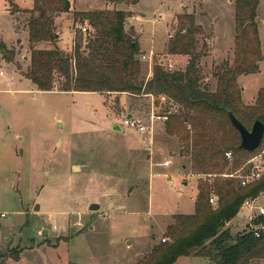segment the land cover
<instances>
[{"label":"rangeland","instance_id":"rangeland-1","mask_svg":"<svg viewBox=\"0 0 264 264\" xmlns=\"http://www.w3.org/2000/svg\"><path fill=\"white\" fill-rule=\"evenodd\" d=\"M70 2V12L55 17L59 47L70 55L79 43L87 50L94 34L76 11L124 9L127 30L133 29L141 44L138 57L146 79L156 64L168 70L166 63L173 61L172 71L186 68L189 56L168 51L182 13L193 14L203 29L196 41L203 54L199 66L204 88L214 91L215 69L233 61L235 0ZM33 4L0 0V43L16 51L11 62L0 53V213H6L0 218V264L147 263L153 247L170 240L166 231L174 216L195 212L199 185L208 184L210 197L218 200L214 180L206 183V176L192 173L178 136L167 132L168 120L155 118L152 133L123 125L129 114L150 124L152 112L164 115L172 103L178 109L167 96L65 92L59 82L51 91L38 89L25 75L31 63V14L22 9H32ZM257 19L264 55V0ZM259 65V72L238 78L246 105H254L264 85V58ZM233 159L234 154L230 163ZM228 172L214 176L231 177ZM258 197L264 206V191ZM92 203L100 208L90 210ZM209 203L214 209L219 206V201L216 206ZM249 212L241 207L226 225L233 235L253 228L256 216L250 222ZM174 264L213 263L209 257L191 255ZM252 264H264V259Z\"/></svg>","mask_w":264,"mask_h":264},{"label":"trees","instance_id":"trees-1","mask_svg":"<svg viewBox=\"0 0 264 264\" xmlns=\"http://www.w3.org/2000/svg\"><path fill=\"white\" fill-rule=\"evenodd\" d=\"M108 1L121 3V0ZM259 3L260 0H235L234 58L215 69L214 91L201 84L199 60L203 54L197 51L196 36L203 29L193 14L178 16L179 29L168 45L169 53L189 56L186 68L168 71L162 64H156L152 76L146 79L138 57L141 44L134 38V30H127L126 10L76 11L75 16L88 21L94 34L85 46L87 50L79 43L70 55L59 47L60 34L55 22L58 14L70 12V0H34L32 9H22L31 14L28 21L31 63L25 75L38 89L51 91L59 82L65 92L167 96L179 105L166 122L167 132L178 136L182 153L190 157L192 173L202 174L201 178L206 176V183L214 180L219 206L214 209L210 205L208 184L199 185L195 212L176 214L166 231L170 240L154 246L147 263L140 264H174L180 257L191 255L209 257L213 264H252L264 259V233L256 236L249 230L233 235L226 227L238 215L246 198L264 191V177L242 187L237 178L214 176L226 169L227 174L238 170L259 150L240 147V134L228 115L231 110L245 126L257 120L264 122V85L254 105H246L238 83L241 75L259 72V63L264 58L257 19ZM42 43H52L54 47L39 48ZM0 53L10 62L16 56L15 49L5 43H0ZM228 150L234 154L231 163L225 156ZM255 223L264 224V216H257ZM14 257L20 259V253Z\"/></svg>","mask_w":264,"mask_h":264},{"label":"built area","instance_id":"built-area-1","mask_svg":"<svg viewBox=\"0 0 264 264\" xmlns=\"http://www.w3.org/2000/svg\"><path fill=\"white\" fill-rule=\"evenodd\" d=\"M144 59H147V55H143ZM168 71H172L174 69V63L173 61H169L166 63ZM177 109H175L174 104L169 107L168 113L161 115L157 114L155 112H152L151 114V122L150 124L146 123L142 118L132 115V117H125L123 121V125L130 126L135 128L138 132H153L154 130V120L156 119H162V120H169L170 115L175 112ZM226 157L231 160L233 158V152L232 151H226L225 153ZM165 165H169L170 161H166L164 163ZM233 178H237L240 182V185L242 187L248 186L254 182H257L261 178L264 177V138L262 140L261 145L259 146V150L256 154H254L252 157H250L245 164L242 166V168H239L234 173L229 174ZM210 202L216 206L218 204V200L213 196L210 197ZM242 207L245 210L250 211L249 213V220L252 222L255 218V216L262 215L264 216V206H262L259 202V197H248L245 199V201L242 204ZM256 211V214H253ZM6 216V213H0V218H4ZM256 219V218H255ZM253 228L250 229L254 232L256 236H261V234L264 233V224H256L255 220L253 221ZM166 239H163L165 241Z\"/></svg>","mask_w":264,"mask_h":264},{"label":"water","instance_id":"water-1","mask_svg":"<svg viewBox=\"0 0 264 264\" xmlns=\"http://www.w3.org/2000/svg\"><path fill=\"white\" fill-rule=\"evenodd\" d=\"M123 1L124 0H121L120 2ZM228 115L233 126L238 130L240 134V147L247 151H254L259 148L264 138V122L261 120H257L254 122L252 129H249L235 116V114L231 110H228ZM128 117H132V114H129ZM116 129L120 130V126H117ZM99 208L100 204L98 203H92L89 205L90 210H97ZM48 233L49 232L47 229H44L42 231L43 235H47Z\"/></svg>","mask_w":264,"mask_h":264},{"label":"crops","instance_id":"crops-1","mask_svg":"<svg viewBox=\"0 0 264 264\" xmlns=\"http://www.w3.org/2000/svg\"><path fill=\"white\" fill-rule=\"evenodd\" d=\"M124 10V9H123ZM59 34H60V38H61V32L59 31Z\"/></svg>","mask_w":264,"mask_h":264}]
</instances>
